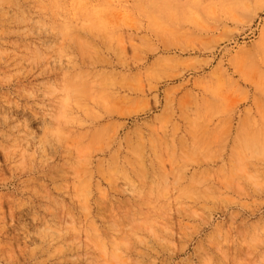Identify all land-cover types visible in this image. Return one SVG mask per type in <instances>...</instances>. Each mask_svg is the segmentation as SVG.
Returning <instances> with one entry per match:
<instances>
[{
  "label": "rangeland",
  "instance_id": "obj_1",
  "mask_svg": "<svg viewBox=\"0 0 264 264\" xmlns=\"http://www.w3.org/2000/svg\"><path fill=\"white\" fill-rule=\"evenodd\" d=\"M0 264H264V0H0Z\"/></svg>",
  "mask_w": 264,
  "mask_h": 264
},
{
  "label": "bare ground",
  "instance_id": "obj_2",
  "mask_svg": "<svg viewBox=\"0 0 264 264\" xmlns=\"http://www.w3.org/2000/svg\"><path fill=\"white\" fill-rule=\"evenodd\" d=\"M159 1H160V0H159ZM164 3H166V1H165Z\"/></svg>",
  "mask_w": 264,
  "mask_h": 264
}]
</instances>
